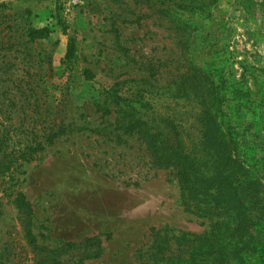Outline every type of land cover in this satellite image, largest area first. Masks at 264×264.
<instances>
[{
    "label": "rangeland",
    "instance_id": "rangeland-1",
    "mask_svg": "<svg viewBox=\"0 0 264 264\" xmlns=\"http://www.w3.org/2000/svg\"><path fill=\"white\" fill-rule=\"evenodd\" d=\"M46 27L48 38L29 42ZM114 93L149 123L172 117L192 136L226 95L225 125L254 166L264 158V0H0V164L12 163L0 175V254L34 264L30 222L41 256L60 264L86 257L62 248L86 238L103 241L86 264H141L154 230H210L215 221L186 210L175 173L155 167L140 135L117 130Z\"/></svg>",
    "mask_w": 264,
    "mask_h": 264
},
{
    "label": "trees",
    "instance_id": "trees-1",
    "mask_svg": "<svg viewBox=\"0 0 264 264\" xmlns=\"http://www.w3.org/2000/svg\"><path fill=\"white\" fill-rule=\"evenodd\" d=\"M51 34L50 28L46 27L31 29L27 37L30 43H36ZM75 51V41L72 40L66 57L68 61L75 57ZM87 75L91 81L93 76L89 72ZM112 97L120 107L117 130L127 135H140L155 167L175 173L186 210L198 218L215 221L203 235L178 234L170 229L154 230L151 253L141 258V264H256L264 260V158L252 167L241 160V135L238 129L227 127L224 122L227 114L223 105L227 96L217 94L216 112H204L198 119L197 128L199 126L200 130L195 136L189 130L180 129L172 117L163 120V128L155 126L144 120L135 106L119 94L114 93ZM123 104L130 110L122 108ZM259 108L263 121L264 105ZM234 112L240 119L244 117L240 111ZM62 135L63 132L51 139ZM28 150L36 153L38 149ZM248 150L252 152L254 149ZM25 159L30 161V158ZM11 167L12 163L0 164V175H6ZM15 204L20 216L29 221L33 218L34 210L24 195L18 194ZM28 227L30 244L35 252L38 251L35 255L39 257L34 256V264H60V256H41L44 248L38 245L31 222ZM102 243L98 236L80 243H65L62 248L87 253L75 263L86 264L87 260L102 256ZM12 256L16 258L9 248L4 250L0 254V264H21Z\"/></svg>",
    "mask_w": 264,
    "mask_h": 264
}]
</instances>
